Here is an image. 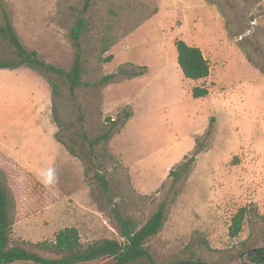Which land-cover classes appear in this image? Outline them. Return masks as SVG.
Segmentation results:
<instances>
[{"label": "rangeland", "instance_id": "374dc122", "mask_svg": "<svg viewBox=\"0 0 264 264\" xmlns=\"http://www.w3.org/2000/svg\"><path fill=\"white\" fill-rule=\"evenodd\" d=\"M85 3L0 0V27L10 22L28 51L63 71L76 59L75 22L89 21L74 92L51 71L0 70V162L13 169L17 221L11 245L58 260L38 245L61 230L77 228L85 246L123 242L113 206L140 226L164 206L167 221L146 244L157 264H253L246 253L264 246V0H92L88 12ZM177 41L203 52L209 78H185ZM0 59L17 60L2 35ZM196 88L209 95L195 98ZM20 167L50 192L43 201Z\"/></svg>", "mask_w": 264, "mask_h": 264}, {"label": "trees", "instance_id": "16d2710c", "mask_svg": "<svg viewBox=\"0 0 264 264\" xmlns=\"http://www.w3.org/2000/svg\"><path fill=\"white\" fill-rule=\"evenodd\" d=\"M92 0H86L84 11L88 12L91 7ZM89 21L85 17L79 18L71 30L70 38L74 48L77 50L74 65L70 71L60 70L43 60H40L37 52L28 51L21 43L13 25L8 22L4 28L0 27V35L8 38L12 47L15 50L17 60H2L0 59V70L9 69L17 70L21 67H27L36 70L41 75L43 71H51L64 78L66 84L74 92L77 88L82 86L83 77L85 74V64L82 57L81 41L88 33ZM107 43L106 38L103 40ZM176 47L178 51V63L185 76V78L199 81L209 78L211 74V66L209 61L205 58L203 52L199 48L191 47L184 41H177ZM110 46L103 48V53H107ZM112 56L106 59L110 62ZM123 75L138 76L135 71H120ZM114 78L110 75L104 79V82H109ZM53 93L58 94L57 88H53ZM195 98H203L209 95L205 88H196L193 92ZM106 135L103 139L107 140ZM5 169V171H4ZM20 169H22L20 167ZM182 169L186 171L188 165L185 163ZM13 169L6 167L0 162V264H16L18 262H30L33 264H88L94 263L103 259L112 260V264H135L141 261L149 264H157L150 252L146 248V244L154 237L158 236L162 231L166 221L167 215L165 207L162 206L157 213L143 226L131 218H125L116 206H113L112 212L117 223V229L123 242L117 240L103 239L96 241L87 246L82 244L80 232L77 228L67 227L61 230L53 243H44L38 245L40 248L52 251L61 256V259L50 260L39 256L36 253L28 251L22 246H12V232L13 226L16 224L14 215L15 205L11 189L9 188L10 173ZM27 177L30 179L31 194L35 196L36 202L44 200L46 193H50L43 188L37 179L26 171ZM10 172V173H8ZM170 175H177L171 172ZM12 178V177H11ZM100 179L101 186L106 193H109L108 182L104 177L97 175ZM52 199V198H51ZM50 202H52L50 200ZM46 207L44 204L40 207ZM43 207V208H44ZM38 210V209H37ZM32 210L31 212H34ZM245 210L233 219V224L230 229L231 237L236 238L243 229V220ZM247 255L253 264H264V246L259 248H250Z\"/></svg>", "mask_w": 264, "mask_h": 264}]
</instances>
